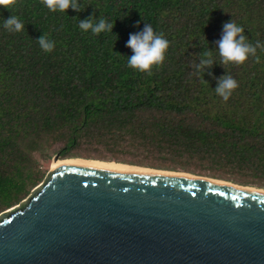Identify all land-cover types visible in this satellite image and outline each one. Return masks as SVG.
I'll use <instances>...</instances> for the list:
<instances>
[{
	"label": "trees",
	"instance_id": "trees-1",
	"mask_svg": "<svg viewBox=\"0 0 264 264\" xmlns=\"http://www.w3.org/2000/svg\"><path fill=\"white\" fill-rule=\"evenodd\" d=\"M12 14L24 30L3 28ZM99 15L113 33L78 28ZM231 19L250 43L264 42V0H82L66 13L43 0L0 6V214L31 193L56 154L264 188V49L259 61L222 65L213 52L205 73L193 67ZM147 23L170 41L151 75L126 62L130 34ZM42 34L55 41L50 52ZM226 72L238 82L227 101L214 91Z\"/></svg>",
	"mask_w": 264,
	"mask_h": 264
},
{
	"label": "water",
	"instance_id": "water-1",
	"mask_svg": "<svg viewBox=\"0 0 264 264\" xmlns=\"http://www.w3.org/2000/svg\"><path fill=\"white\" fill-rule=\"evenodd\" d=\"M246 187L60 165L0 214V264H264V194Z\"/></svg>",
	"mask_w": 264,
	"mask_h": 264
},
{
	"label": "clouds",
	"instance_id": "clouds-1",
	"mask_svg": "<svg viewBox=\"0 0 264 264\" xmlns=\"http://www.w3.org/2000/svg\"><path fill=\"white\" fill-rule=\"evenodd\" d=\"M81 3L82 0H43L44 6L49 11L64 13L69 8L81 11ZM15 4L16 0H0V6L7 9ZM2 26L7 31L20 32L24 30L25 25L18 16L12 14L8 18L3 19ZM113 27V21L103 15L95 18L90 16L85 19H79L78 22V28L81 31L85 33L90 32L93 35L113 33ZM243 33V26L237 24L232 19L224 23L222 35L216 42V50L213 51L208 46L207 49L201 50L198 54V62H194L193 64L195 74L199 76L201 73H205L207 68L215 62L213 52L218 53L219 63L222 65L243 64L249 56L259 61L260 57L256 55L257 49H264V42L257 40L255 44L250 43ZM37 42L44 52H50L55 46V41L49 39L44 34L38 38ZM169 44L170 41L165 38L163 33L154 30L152 25L147 23L143 31L130 34L129 36L127 46L132 49L133 54L127 57V65L135 71L151 75L153 66H159L164 62ZM204 82L207 83L206 81ZM237 86L238 82L226 72L219 79L214 91L227 101Z\"/></svg>",
	"mask_w": 264,
	"mask_h": 264
},
{
	"label": "bare ground",
	"instance_id": "bare-ground-1",
	"mask_svg": "<svg viewBox=\"0 0 264 264\" xmlns=\"http://www.w3.org/2000/svg\"><path fill=\"white\" fill-rule=\"evenodd\" d=\"M64 164H86V165H97V166H105V167H113V168H121V169H128V170H136V171H144V172H152V173H159V174H167V175H176V176H186L190 178H195V179H205L209 181H214L216 183L220 184H226V185H233L235 186L234 183L224 181V180H214L211 178H206L203 176L194 175L191 173H180V172H170V171H164V170H159V169H153V168H144L140 166H133V165H127V164H122V163H115V162H104V161H99V160H87L83 158H71V159H60L57 162H53L51 168L54 169L60 165ZM246 189L248 190H254L258 191L259 193L264 194V189H259L255 187H249L247 186Z\"/></svg>",
	"mask_w": 264,
	"mask_h": 264
},
{
	"label": "rangeland",
	"instance_id": "rangeland-1",
	"mask_svg": "<svg viewBox=\"0 0 264 264\" xmlns=\"http://www.w3.org/2000/svg\"><path fill=\"white\" fill-rule=\"evenodd\" d=\"M52 160H49V161H45V162H43L42 161V168H43V171H45L46 172V174H45V176H44V178H43V180L37 185V186H35L33 189H32V191L34 190V189H36L42 182H44V180L46 179V177L48 176V172L50 171V169H51V166H52ZM155 169V168H154ZM160 170V169H159ZM162 170V169H161ZM169 171H171V170H169ZM175 172H180V173H189V172H185V171H175ZM191 174H194V173H191ZM194 175H197V174H194ZM198 176H203V177H208V176H204V175H198ZM208 178H212V177H208ZM215 179V178H214ZM220 180H223V179H220ZM226 181V180H225ZM228 182H231V183H234V184H237V185H240V186H246V185H241V184H238V183H235V182H232V181H228ZM249 187H255V188H259V187H256V186H249ZM260 189H264V188H260ZM31 191V192H32ZM31 194V193H30ZM29 194V195H30ZM28 195V196H29ZM27 196V197H28ZM26 197V198H27ZM25 198V199H26ZM24 199V200H25ZM23 200V201H24Z\"/></svg>",
	"mask_w": 264,
	"mask_h": 264
}]
</instances>
